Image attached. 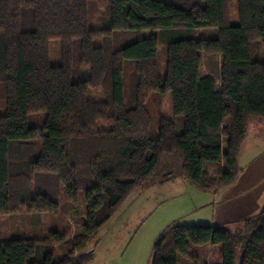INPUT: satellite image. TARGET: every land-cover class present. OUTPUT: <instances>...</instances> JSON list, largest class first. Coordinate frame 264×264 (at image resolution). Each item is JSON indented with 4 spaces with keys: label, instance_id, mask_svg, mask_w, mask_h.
<instances>
[{
    "label": "trees",
    "instance_id": "1",
    "mask_svg": "<svg viewBox=\"0 0 264 264\" xmlns=\"http://www.w3.org/2000/svg\"><path fill=\"white\" fill-rule=\"evenodd\" d=\"M88 1L0 0V215L20 208L57 213L61 189L72 204L82 191L86 205V221L67 242L68 252L54 257L64 242L57 232L12 237L0 241V264H89L86 246L129 196L174 174L150 181L166 158L179 160L177 174L197 189L216 192L241 171L249 124L264 121V0H236L234 25L229 0H107L97 29L88 22ZM209 29L214 35L197 36ZM117 33L128 36L112 49L106 39ZM99 38L107 43L95 46ZM55 39L62 43L61 62L52 65L48 43ZM201 53L220 56L218 84L202 73ZM127 63L136 65L131 106L125 105ZM80 67L89 68L87 78ZM100 87L107 96L91 99L90 90ZM149 92L172 96L174 121L162 118L155 138L140 95ZM36 113L43 114L41 126L30 124ZM99 122L110 127L97 130ZM206 244L220 246L215 264H236L238 251L239 264H264V206L233 231L167 226L153 243L151 264H178L191 245Z\"/></svg>",
    "mask_w": 264,
    "mask_h": 264
},
{
    "label": "rangeland",
    "instance_id": "2",
    "mask_svg": "<svg viewBox=\"0 0 264 264\" xmlns=\"http://www.w3.org/2000/svg\"><path fill=\"white\" fill-rule=\"evenodd\" d=\"M164 1L166 3L173 2V0ZM87 5L89 25L92 29H97L105 17L107 0H89ZM228 12L231 24H236V0H229ZM196 33L197 36H200V34L212 36L214 35V30H198ZM142 34L147 35L149 32ZM124 35L127 34H113L110 39L106 40L110 42V47L114 49L115 46L126 41L127 37ZM104 41L103 38H99L94 42V45L101 46ZM107 41L105 42L107 43ZM61 45V41L57 39L48 43V54L52 65H57L61 62ZM165 64V48L159 45L157 47V67L161 79L165 76ZM201 69L203 74H211L218 84L220 56L201 53ZM79 70L81 78H87L90 75L88 67H80ZM124 71L125 105L129 106L132 99V85L134 84L136 65L127 63ZM107 93L108 91L105 87L95 88L90 90V97L94 100H102L107 96ZM3 94L4 89L0 85V113L5 111ZM140 95L145 97V105L151 119L149 137L155 138L158 135V124L162 118L174 121L171 93L169 92L163 97H160L156 92L146 93L145 96L140 93ZM42 121L43 114L36 113L30 117V124L41 126ZM175 124L179 128L180 120L175 121ZM228 125L229 119L225 118L222 125L223 132L228 129ZM109 127V122H99L96 129L106 130ZM35 143L37 145L38 141L36 140ZM226 144L227 138L224 137L222 138L223 150L226 148ZM247 144L248 141L246 142ZM179 170V160L173 157L166 158L161 163L157 176L151 178L150 181L160 175L167 176L166 174L172 171L174 174L170 178L165 179L162 184L152 181V183L147 185L149 188L134 191L129 196V200L89 241V244L97 243L96 254L89 264H151L153 243L166 226L194 225L193 217L195 218L196 214H188L191 205L194 204L192 194L204 192L196 189L178 175ZM60 191V196L56 199L59 206L57 213H29L24 208H20L11 214L0 215V241L19 236H47L50 232H57L64 242L55 246L54 257L57 258L59 255L68 252L70 246L67 242L81 232V226L86 221V205L82 191L78 194L76 204L67 202L63 197V190L61 189ZM185 202L188 205H185ZM177 217L179 218L176 219ZM204 247L203 245H191L186 256L178 255V264H205L204 262H207L208 259L217 258L215 250L210 251L211 258L208 257ZM77 253L80 252L78 251ZM239 257L240 252L238 251L236 264H239Z\"/></svg>",
    "mask_w": 264,
    "mask_h": 264
},
{
    "label": "crops",
    "instance_id": "3",
    "mask_svg": "<svg viewBox=\"0 0 264 264\" xmlns=\"http://www.w3.org/2000/svg\"><path fill=\"white\" fill-rule=\"evenodd\" d=\"M247 141L248 144L246 145ZM238 163L241 171L232 185L216 192H192L194 204L191 205L190 211L189 213H187L189 215L190 213L196 214L195 218L193 217L195 221L193 223L194 225L203 224L211 226H221L227 228L230 231H233L241 221L246 218L253 217L261 211L262 207L264 206L263 120H254L249 124L246 138L240 150ZM163 182L164 181H158L155 183L162 184ZM145 188L149 187L146 186ZM128 200L129 199H127L126 202ZM186 204L187 203L185 202V205ZM178 218L179 217H177L176 219ZM203 246H205L204 248L208 253V257L211 258V254H209V252L214 250L217 255V258H214L216 259L215 262L214 259H208V261L204 263H219L220 260L218 257V251L220 250V246H211L208 244ZM96 248L97 243H88L84 250V253L91 254L93 260V257L96 254Z\"/></svg>",
    "mask_w": 264,
    "mask_h": 264
},
{
    "label": "water",
    "instance_id": "4",
    "mask_svg": "<svg viewBox=\"0 0 264 264\" xmlns=\"http://www.w3.org/2000/svg\"><path fill=\"white\" fill-rule=\"evenodd\" d=\"M170 173H167L166 175H169Z\"/></svg>",
    "mask_w": 264,
    "mask_h": 264
}]
</instances>
